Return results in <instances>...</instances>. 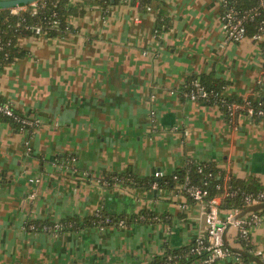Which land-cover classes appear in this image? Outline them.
Instances as JSON below:
<instances>
[{"label":"crops","instance_id":"crops-1","mask_svg":"<svg viewBox=\"0 0 264 264\" xmlns=\"http://www.w3.org/2000/svg\"><path fill=\"white\" fill-rule=\"evenodd\" d=\"M162 1L171 25L159 35L138 1L89 5L71 31L21 39L24 55L0 67V95L39 120L19 129L0 119V264H149L190 244L205 228V205L152 180L191 159L264 187V116L240 114L233 125L217 104L182 91L189 75L214 70L226 93L264 97L260 40H226L220 0ZM69 153L78 168L61 164ZM114 172L137 182L106 183ZM99 208L155 217L55 234L28 226ZM234 233H225L233 254L215 264H264V222L249 246Z\"/></svg>","mask_w":264,"mask_h":264},{"label":"trees","instance_id":"trees-1","mask_svg":"<svg viewBox=\"0 0 264 264\" xmlns=\"http://www.w3.org/2000/svg\"><path fill=\"white\" fill-rule=\"evenodd\" d=\"M124 0H38L37 11L33 13L32 4H27L25 9H20L17 12L12 11V7L0 9V35L4 40V47L0 50V67L15 59L24 55L26 49L20 44L21 39L28 37L32 34H38L34 28L36 25L41 26V32L49 36H59L66 34L73 29V25L70 21L71 17L79 16L86 12L87 6L100 7L102 10H107L108 7L116 2ZM138 1L139 8L146 11H151L155 15L156 28L155 32L159 35L163 30H166L171 25V16L167 11V8L162 0H133ZM221 2V16L225 14L227 10L233 7L237 10L238 14L244 17V23L246 26V36H252L255 34H264V4L260 0H220ZM54 20L57 21V25H53ZM10 40V43L7 41ZM262 52L264 54V36L260 39ZM194 80L198 81L199 85L204 86L209 91V100L206 103L217 104L223 109L226 118L228 120V111L226 105L220 101L216 102V96L218 94H224L227 102L237 101L244 103L246 98L250 100L251 105L255 109L264 108V97L260 94L251 95L247 97H237L225 92L226 82L221 78L215 77L214 70L208 73H193L188 76L186 84L182 89L183 95L187 96L186 92L191 90L195 85L192 83ZM5 100L0 95V103H4ZM16 114L21 117H28L18 112L12 105ZM244 113V112H241ZM240 115V114H239ZM238 115V116H239ZM237 116V117H238ZM260 117L261 115L255 114L252 117ZM0 119L8 120L16 125L17 128L24 129L31 128L33 126L23 125L17 121L12 115L4 114L0 112ZM229 121V120H228ZM237 121V118H236ZM77 156L75 153H69L61 164L63 166L70 167L72 169L78 168L76 163ZM203 166L202 171L199 167ZM212 173V175H210ZM224 171L214 165L212 161H196L194 159L188 160L187 164L172 174L160 177L152 180L158 182L159 188L170 187L177 188V185L186 180L189 177L193 182H198L203 186L210 189L211 194L220 193L222 190L216 185L221 184L224 181ZM174 175H177L175 178ZM106 183L114 184L115 182H137L132 173H110L105 178ZM151 184V182H150ZM229 188H237L238 192L234 195H227L225 197V206H245L244 195L247 193H257L259 190L264 189L257 179L240 180L235 178L231 174V179L228 182ZM189 197V196H188ZM192 199L191 197H189ZM193 200V199H192ZM264 212V201L260 206L255 207ZM154 212L150 210H143L136 215L127 217H121L107 212L103 208L97 209L94 214L79 220L76 217H66L63 219L55 220H35L30 221L28 226L35 224L40 230L43 225L47 224L51 227L50 231L60 232L64 229L78 228L83 225L94 226H107L112 222L123 219L124 225L132 219H148L154 218ZM106 218H110L112 222H106ZM56 223L59 226H55ZM244 246H249L250 243L246 242L242 238L238 237ZM191 243L178 248H167L164 253L155 256L149 264H168L174 262L175 264H193L197 255L190 251ZM244 261V260H243ZM216 263V262H215ZM213 263V264H215Z\"/></svg>","mask_w":264,"mask_h":264},{"label":"built area","instance_id":"built-area-1","mask_svg":"<svg viewBox=\"0 0 264 264\" xmlns=\"http://www.w3.org/2000/svg\"><path fill=\"white\" fill-rule=\"evenodd\" d=\"M125 1V0H124ZM264 4V0H260ZM37 1L31 2L33 7V13L37 11ZM27 5L18 7H12V11L17 12L20 9H25ZM222 19V26L226 35V40L239 41L246 36V26L244 23V17L239 15L237 10L231 7L225 12ZM53 25H57V21L54 20ZM37 33L41 32V26H34ZM264 34H255L254 38L257 40L262 39ZM10 43V40L7 41ZM4 47V40L0 35V50ZM195 86L186 92L187 96L192 99H201L203 101L209 100V91L202 85H199L198 81L192 82ZM216 102L220 101L226 105L228 111V120L233 125L236 124V118L239 114H247L253 116L255 114L264 116V108L255 109L251 105L250 100L246 98L244 103L237 101L227 102L224 94H218L215 99ZM0 112L8 115H12L17 121L23 125L34 126L38 123V118L21 117L13 110L12 104L9 101L0 103ZM244 112V113H241ZM22 129L24 127L22 126ZM203 166L199 167L202 171ZM155 176L163 177L165 172L163 170H156ZM212 175V173H210ZM176 178L177 175H174ZM224 181L216 186L222 191L220 193L211 194L208 187L201 185L198 182H193L189 177L186 180L180 182L177 185V190L184 192L187 196L191 197L195 201L202 202L206 207L205 215V228L202 229L191 242L190 251L197 255V259L193 264H213L227 256L233 254L231 248L226 245L225 233L231 225L238 227V237L242 238L246 242H251V228L264 221V212L255 207L260 206L264 201V189L259 190L257 193H247L244 195V204L246 208L242 206H225V197L227 195H234L238 192L237 188L230 189L228 182L231 179L230 172H224ZM153 185L158 187V182H154ZM106 222L110 223L112 220L106 218ZM112 225H124V220L121 219L118 222L114 221ZM59 226L58 223L55 225ZM33 230H40L35 224L30 225ZM104 227V226H101ZM42 230L50 231L51 227L47 224L43 225ZM53 234L56 231H50ZM237 260H240V256L236 255ZM168 264H175L169 262Z\"/></svg>","mask_w":264,"mask_h":264},{"label":"water","instance_id":"water-1","mask_svg":"<svg viewBox=\"0 0 264 264\" xmlns=\"http://www.w3.org/2000/svg\"><path fill=\"white\" fill-rule=\"evenodd\" d=\"M34 1H37V0H0V9L27 5Z\"/></svg>","mask_w":264,"mask_h":264},{"label":"rangeland","instance_id":"rangeland-1","mask_svg":"<svg viewBox=\"0 0 264 264\" xmlns=\"http://www.w3.org/2000/svg\"><path fill=\"white\" fill-rule=\"evenodd\" d=\"M36 34V33H35ZM264 222V221H263ZM227 231H232L233 233H234V231H235V233L236 234H238V227H236V226H234V225H231L229 228H228V230ZM234 233V234H235Z\"/></svg>","mask_w":264,"mask_h":264}]
</instances>
